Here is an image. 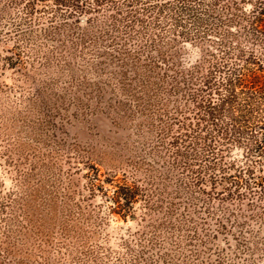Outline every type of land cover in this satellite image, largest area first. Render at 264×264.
<instances>
[{
  "label": "trees",
  "instance_id": "trees-1",
  "mask_svg": "<svg viewBox=\"0 0 264 264\" xmlns=\"http://www.w3.org/2000/svg\"><path fill=\"white\" fill-rule=\"evenodd\" d=\"M0 28L14 40L17 65L25 67L21 54H33L22 48L41 36L52 48L48 62L72 79L75 65L93 73L118 126L132 130L128 159L66 162L82 164L90 197L110 202L104 218L135 222L141 257L159 242L264 254V0H0ZM54 156L57 185L64 155ZM69 189L63 207L48 206V233L21 208L24 224L71 262L97 263L102 246L74 225L89 223L90 212L67 204ZM9 202L0 195V209Z\"/></svg>",
  "mask_w": 264,
  "mask_h": 264
},
{
  "label": "rangeland",
  "instance_id": "rangeland-1",
  "mask_svg": "<svg viewBox=\"0 0 264 264\" xmlns=\"http://www.w3.org/2000/svg\"><path fill=\"white\" fill-rule=\"evenodd\" d=\"M33 38V42L22 48L33 54L31 58L21 54L25 63L22 67L15 60L18 50L14 40L0 28V195L10 199L5 209H0V264H44L48 257L51 264H83L71 262L65 250H58L48 242L41 243L33 235L31 225L24 224L21 212L23 208L25 215L29 213L32 224L37 222L36 227L48 233V206L63 207L68 188L71 199L67 204L90 212L85 215L89 223L75 220L74 225L88 232L93 242L102 246L99 260L93 264H133L135 255L141 259L138 264L140 261L146 264L157 256L159 264H264L262 253L175 249L167 242L163 243V249L159 242L157 248L147 250L145 257H141L135 222L129 219L125 222L110 213L104 218L110 202L99 192L90 197L82 178V164L76 163L72 168L66 162L67 156H79L78 162H82L80 156L84 155L103 166L128 159L135 154V136L132 130L120 128L125 124L118 126L105 105L108 96L102 99L95 90L99 78L88 73L85 67H79L82 65H75V80L72 79L65 66L56 61L48 62V52L52 51L48 43H42L41 36ZM58 153L64 155L57 162L64 178L56 185L55 170H48L51 162L48 156L55 157ZM20 172L26 175L21 181ZM14 192L16 197L11 196ZM103 208L107 210L99 212ZM40 224L44 227L38 226ZM127 229L135 235L126 242L121 235ZM57 241H60L58 237ZM148 245L151 247V243ZM7 254L12 255L4 259Z\"/></svg>",
  "mask_w": 264,
  "mask_h": 264
}]
</instances>
